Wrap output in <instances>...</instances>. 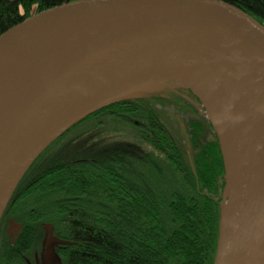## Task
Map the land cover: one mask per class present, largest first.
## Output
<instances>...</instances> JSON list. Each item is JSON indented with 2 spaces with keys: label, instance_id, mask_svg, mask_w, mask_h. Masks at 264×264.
<instances>
[{
  "label": "water",
  "instance_id": "obj_1",
  "mask_svg": "<svg viewBox=\"0 0 264 264\" xmlns=\"http://www.w3.org/2000/svg\"><path fill=\"white\" fill-rule=\"evenodd\" d=\"M171 83L200 98L224 160L213 264H264V23L224 0H68L3 31L0 221L72 126ZM45 228L43 257L62 264L54 245L71 241Z\"/></svg>",
  "mask_w": 264,
  "mask_h": 264
},
{
  "label": "trees",
  "instance_id": "obj_2",
  "mask_svg": "<svg viewBox=\"0 0 264 264\" xmlns=\"http://www.w3.org/2000/svg\"><path fill=\"white\" fill-rule=\"evenodd\" d=\"M66 1L0 0V34ZM224 1L264 23V0ZM176 89L106 106L53 142L4 212L24 225L10 254L40 246L52 223L71 241L62 264H213L224 160L210 119Z\"/></svg>",
  "mask_w": 264,
  "mask_h": 264
},
{
  "label": "flooded vegetation",
  "instance_id": "obj_3",
  "mask_svg": "<svg viewBox=\"0 0 264 264\" xmlns=\"http://www.w3.org/2000/svg\"><path fill=\"white\" fill-rule=\"evenodd\" d=\"M176 91H178V93H180L182 97H185L186 99L191 100V102L194 103L195 107L200 111V113L206 116L203 110V103L194 92L188 91L186 89L185 90L176 89ZM3 216L0 221V260L2 259V257L6 256L7 254H10L8 252L11 250V247L16 246L20 238V235L23 231V228H24V225L21 224L19 221H17L14 217L7 215V214L6 215L3 214ZM44 225L43 227L45 228ZM44 233H45V230H44ZM43 238H42V241H43ZM42 241H41V244H42ZM8 245L10 248L9 250L6 248ZM25 258L27 260L30 257L25 255Z\"/></svg>",
  "mask_w": 264,
  "mask_h": 264
},
{
  "label": "rangeland",
  "instance_id": "obj_4",
  "mask_svg": "<svg viewBox=\"0 0 264 264\" xmlns=\"http://www.w3.org/2000/svg\"><path fill=\"white\" fill-rule=\"evenodd\" d=\"M35 11H36V6H34L32 13H34ZM170 86L172 88L176 89L180 85L177 83H171ZM203 110H204V113L206 114V117H208L207 111H206L204 105H203ZM115 135H117V134H115ZM117 138H118V136H117ZM44 230H45V233H44V237H45L46 228H44ZM43 242H44V238H43L42 244L39 246V244L37 242L31 243L30 241L27 240V242H24V244L26 245L25 248L24 247L20 248L19 249L20 252L15 254V255L7 254L6 256L2 257L4 259H1L0 263L1 264H57L56 262H58V258L56 255L54 256V258H55L54 261H53L52 257L49 258L48 252L46 254H44V257H43V254H42L43 253L42 252ZM53 244H55V243H53ZM58 245H60V244L57 243L54 245L56 252H58V250H57ZM6 248L9 250L10 249L9 245ZM8 253H10V251ZM25 255L29 256L30 258H28L26 260ZM58 255L60 256L59 253H58ZM60 258H61V256H60Z\"/></svg>",
  "mask_w": 264,
  "mask_h": 264
}]
</instances>
